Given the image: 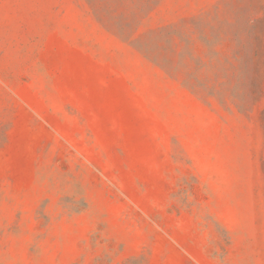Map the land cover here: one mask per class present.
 <instances>
[{
    "label": "rangeland",
    "instance_id": "1",
    "mask_svg": "<svg viewBox=\"0 0 264 264\" xmlns=\"http://www.w3.org/2000/svg\"><path fill=\"white\" fill-rule=\"evenodd\" d=\"M0 264H264V0H0Z\"/></svg>",
    "mask_w": 264,
    "mask_h": 264
}]
</instances>
